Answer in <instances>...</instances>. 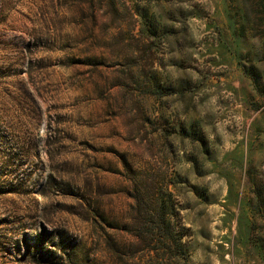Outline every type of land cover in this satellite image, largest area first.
Masks as SVG:
<instances>
[{
  "label": "rangeland",
  "instance_id": "1",
  "mask_svg": "<svg viewBox=\"0 0 264 264\" xmlns=\"http://www.w3.org/2000/svg\"><path fill=\"white\" fill-rule=\"evenodd\" d=\"M129 3L0 0V264H264V0Z\"/></svg>",
  "mask_w": 264,
  "mask_h": 264
},
{
  "label": "trees",
  "instance_id": "2",
  "mask_svg": "<svg viewBox=\"0 0 264 264\" xmlns=\"http://www.w3.org/2000/svg\"><path fill=\"white\" fill-rule=\"evenodd\" d=\"M91 8L97 9V11H101L103 9H106L105 13L101 15V18L106 22H110L112 24L116 25V28L119 30L117 35L118 39H122L123 37L126 36L124 33L125 31V26L130 29L132 32L133 27L135 28L137 23L139 22L140 19L135 17V14L132 11V8L130 6L129 0H87ZM110 13V15H108ZM108 13V14H107ZM140 18H142V23L143 26H148L146 19L143 20L142 15H140ZM92 20L95 21V15L92 17ZM131 38H132V43L135 48H137L138 51H140L143 55L148 51L150 48V42H149V37L145 33H142L140 35L130 33ZM116 35H109L105 39H107V44L111 45L113 44V41L117 39L115 36ZM124 45V43H123ZM126 165L128 164V161H125ZM131 169V168H130ZM129 181L133 182V179L129 177ZM155 188V185H154ZM157 212L155 211V217H156ZM146 224H148V221L145 220ZM162 229V227H159ZM154 230L156 231L157 228L155 227ZM150 231V229H149ZM150 232L149 233H142L140 234L139 237V246L142 247L140 250V254H133L132 257H129L128 259L130 260L131 263L129 264H155L157 258L159 257V252L162 248H166L165 245H167L166 251L170 250L175 244V247L178 249L183 250L182 244L175 239L172 241L167 239L164 240L165 244L164 247L158 248L154 247L157 246V242H161V237H153L150 238ZM157 234V233H156ZM158 236V235H156ZM103 237L105 244L107 246L108 251L116 258L117 262L119 264H126L125 258L126 255H129L128 250H133V246L131 244H122V247L118 245L117 241L115 240V237L111 235L110 232H106L103 229ZM175 243H174V242ZM127 252H126V249ZM138 250V249H136ZM161 259V258H160Z\"/></svg>",
  "mask_w": 264,
  "mask_h": 264
}]
</instances>
